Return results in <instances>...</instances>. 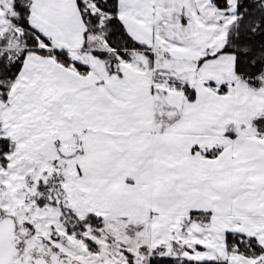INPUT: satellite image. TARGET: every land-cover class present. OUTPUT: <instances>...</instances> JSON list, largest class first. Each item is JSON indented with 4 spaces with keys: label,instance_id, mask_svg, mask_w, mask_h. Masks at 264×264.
Masks as SVG:
<instances>
[{
    "label": "snow or ice",
    "instance_id": "1",
    "mask_svg": "<svg viewBox=\"0 0 264 264\" xmlns=\"http://www.w3.org/2000/svg\"><path fill=\"white\" fill-rule=\"evenodd\" d=\"M0 264H264V0H0Z\"/></svg>",
    "mask_w": 264,
    "mask_h": 264
}]
</instances>
